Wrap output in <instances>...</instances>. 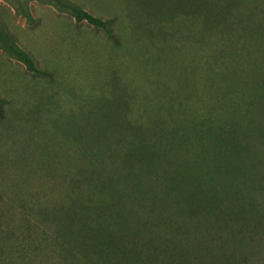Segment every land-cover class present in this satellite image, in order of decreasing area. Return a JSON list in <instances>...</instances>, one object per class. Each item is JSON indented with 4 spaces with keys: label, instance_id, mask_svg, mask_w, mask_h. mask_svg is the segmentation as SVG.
<instances>
[{
    "label": "rangeland",
    "instance_id": "obj_1",
    "mask_svg": "<svg viewBox=\"0 0 264 264\" xmlns=\"http://www.w3.org/2000/svg\"><path fill=\"white\" fill-rule=\"evenodd\" d=\"M70 3L104 20L106 28L76 21ZM143 8L167 14V0H0V226L8 222L4 250L14 253L0 258V264H66L56 243L34 246L31 259L26 251L17 253L27 234L43 238L42 229L22 220L27 194L42 185L60 198L69 167L74 172L92 161L105 170L112 164L109 149L120 144L132 149L145 142L156 152L159 167L190 171L207 161L213 174L205 179L264 199V184H258L264 176V36L249 37L245 65L232 62L224 73L203 70L201 63L193 66L190 50H181L179 71L189 65L194 73L182 91L191 95L190 105L176 113L174 122L155 110L145 118L155 81L166 89L176 83L167 63H145L130 41L131 20H143ZM14 43L31 54L38 71L28 68ZM197 54V49L192 52L194 58ZM223 81L230 90L225 97ZM207 112L238 120L237 130L247 141L222 144L217 125L205 134L208 128L200 118ZM131 124L140 125L147 138L134 133ZM203 136L216 154L197 155Z\"/></svg>",
    "mask_w": 264,
    "mask_h": 264
},
{
    "label": "trees",
    "instance_id": "obj_2",
    "mask_svg": "<svg viewBox=\"0 0 264 264\" xmlns=\"http://www.w3.org/2000/svg\"><path fill=\"white\" fill-rule=\"evenodd\" d=\"M70 5L76 21L106 28L101 18ZM129 9L134 18L136 11ZM143 10V20H131L130 41L145 63H167L176 83L166 89L155 81V97L150 108H143L145 118L155 110L174 122L176 113L190 105L191 95L182 91L194 73L189 65L179 71L181 50H190L193 66L201 63L203 70L224 73L232 62L245 65L249 37L264 36V0H167V14ZM114 41L118 43L115 37ZM13 49L29 69L39 70L28 51L15 43ZM196 49L199 56L194 58ZM221 83L223 97L230 95L228 82ZM127 106L125 102V112ZM200 121L208 128L205 134L217 125L215 136L222 144L247 141V135L237 130L236 119L215 118L207 112ZM94 126L96 136L103 138ZM129 127L147 138L140 125ZM139 143L132 149L121 144L109 149L112 164L105 170L92 161L76 166L74 172L69 167L63 173L65 192L60 198L42 185L28 192L22 220L42 229L43 238L37 241L27 234L17 253L27 252L31 259L36 255L34 246L56 243L66 264H264V199L205 179L213 174L207 161L190 171L159 167L156 152ZM215 149L203 136L196 153L216 154ZM260 179L262 186L264 176ZM9 228L8 222L0 226V258L12 252L4 250Z\"/></svg>",
    "mask_w": 264,
    "mask_h": 264
}]
</instances>
